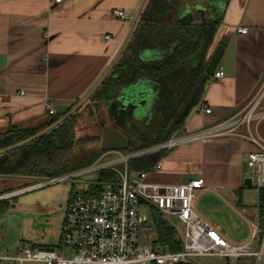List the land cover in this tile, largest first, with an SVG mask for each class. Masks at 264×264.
<instances>
[{"label":"crops","instance_id":"obj_1","mask_svg":"<svg viewBox=\"0 0 264 264\" xmlns=\"http://www.w3.org/2000/svg\"><path fill=\"white\" fill-rule=\"evenodd\" d=\"M149 1L0 0V134L13 126L39 127L70 116L74 107L104 85L130 42H138L143 59L165 55L164 47L146 44L150 28L156 26L144 13ZM175 3L179 17L186 5L204 6L206 22L210 9L223 10L207 59L224 36L230 38L219 64L225 74L219 79L211 76L203 97L212 112L194 108L182 130L193 131L243 115L256 100L258 109H264V0ZM117 7L135 15V20L113 17L112 10ZM240 26L248 31L238 32ZM128 88L153 91L145 115L131 120L143 122L154 106V89L145 79ZM50 106L55 113H50ZM59 107L62 113H57ZM252 137L264 141V119L253 120L234 134L216 137L212 142H192L164 153L160 156L161 168L151 172L148 179L165 183L202 179L205 189L197 199L198 211L220 225L230 240L243 241L257 222L259 211L258 200L251 194L252 185L244 184V178L250 176L246 153L255 147ZM28 179L0 175V201H9L22 192L29 186L25 185ZM203 195L209 196L208 209L200 205ZM2 256L8 255L0 250V259ZM224 261L214 264H227Z\"/></svg>","mask_w":264,"mask_h":264},{"label":"built area","instance_id":"obj_2","mask_svg":"<svg viewBox=\"0 0 264 264\" xmlns=\"http://www.w3.org/2000/svg\"><path fill=\"white\" fill-rule=\"evenodd\" d=\"M60 2L61 0H55ZM115 18L135 20L123 8L112 10ZM246 33L247 27L237 28ZM225 71L217 67L211 75L222 78ZM20 93H23L21 91ZM197 111L211 113L205 101ZM50 113H55L50 106ZM264 109H258V100L240 116L230 117L196 130H178L156 143L126 150L103 152L92 162L55 176L40 178L22 190L38 188L70 179L83 180L84 186L75 188L67 202L57 247H39L19 242V253L2 256L9 261L43 262L45 264H201L200 257L227 259V264H264V223L259 211L257 222L243 241H232L220 225L210 222L196 206L205 189L200 178L181 183L154 182L151 172L161 168L159 158L149 169H132L131 163L146 157L161 156L170 150L192 142H212L216 137L234 134L242 125L263 120ZM255 147L246 153L251 185L259 193L264 187V141L252 137ZM109 175L104 179L101 174ZM98 174L97 180H84L83 176ZM259 201L257 203V209ZM155 209L166 218L175 216L183 231L175 228L181 248L171 250L157 238L156 222L141 209ZM145 234L146 241H140Z\"/></svg>","mask_w":264,"mask_h":264},{"label":"trees","instance_id":"obj_3","mask_svg":"<svg viewBox=\"0 0 264 264\" xmlns=\"http://www.w3.org/2000/svg\"><path fill=\"white\" fill-rule=\"evenodd\" d=\"M222 11L210 9L209 18L203 25H183L179 23L175 0L149 1L144 13L156 26L150 28L146 44L160 45L167 52L159 58L143 59L138 53V42H130L114 72L94 93L107 102L141 79L152 85L156 99L150 115L143 122L134 120L126 127L128 138L135 144L129 145L128 149L156 143L182 130L189 114L204 102L207 83L211 79L205 71L207 54L222 20ZM75 119L71 114L61 121L54 119L50 124L56 125L51 131L39 135L42 126H13L7 133L0 134V150H6L0 154V175L43 178L69 171L73 149L85 142L75 137ZM150 128L154 130L150 131ZM159 158L138 159L131 167L147 170ZM107 176L101 174L102 179ZM258 201L263 224L264 187L258 193ZM8 206L9 201H0V213ZM155 222L157 239L171 250L180 249L181 242L175 229L161 219Z\"/></svg>","mask_w":264,"mask_h":264},{"label":"rangeland","instance_id":"obj_4","mask_svg":"<svg viewBox=\"0 0 264 264\" xmlns=\"http://www.w3.org/2000/svg\"><path fill=\"white\" fill-rule=\"evenodd\" d=\"M142 88L145 87H138V89ZM147 91L146 108L149 109L153 101V91ZM108 105L109 101H102L97 95L93 94L88 100L74 107L71 116L76 118L74 126L75 137L83 139L85 142H82V144L77 145L73 149L69 161V170L92 162L104 152L101 149L103 130L106 127L115 126L107 113ZM55 125L50 124V122L41 125L42 128L38 135L50 132ZM131 141V138H129V145L134 144ZM5 151L1 149L0 154L5 153ZM39 180L40 178L30 177L25 185H32ZM84 182L79 179L54 182L38 188H30L9 198L8 208L3 213H0L1 254L17 255L20 252L19 242L35 247V249L39 247L50 248L59 246L60 235H62L61 225L64 220L67 202L71 198L74 189L84 186ZM252 189L251 194H253V198L258 200V192L255 188L252 187ZM208 198V195H203L200 198V205L205 209L209 208ZM141 210L148 218L156 221L161 219L171 225L173 229L178 228L180 231H183V224L175 216L166 218L155 209L149 210L143 207ZM148 237L145 234H141L139 240L146 241L147 238L150 240L158 238L157 233H149ZM199 260L205 261L208 264H214L219 260L227 261V259L219 257H200ZM0 264L20 263L13 260L0 259ZM22 264L45 263L24 262Z\"/></svg>","mask_w":264,"mask_h":264},{"label":"water","instance_id":"obj_5","mask_svg":"<svg viewBox=\"0 0 264 264\" xmlns=\"http://www.w3.org/2000/svg\"><path fill=\"white\" fill-rule=\"evenodd\" d=\"M207 9L197 4L186 5L185 10H182L179 17V23L183 25H203L206 23ZM230 38L224 36L220 43L216 46L211 56L209 57L205 71L212 75L215 69L219 66L221 58ZM147 93L143 90L133 91L129 88L125 89L123 94L116 96L109 101L107 107L108 115L114 121V127H106L103 130L101 140V149L104 152L110 150H125L128 148V134L124 132L125 128L131 123L133 118H138L145 115ZM62 107H59L57 113H62ZM84 180H97L98 174L83 176ZM246 186L251 185V177L244 178Z\"/></svg>","mask_w":264,"mask_h":264}]
</instances>
